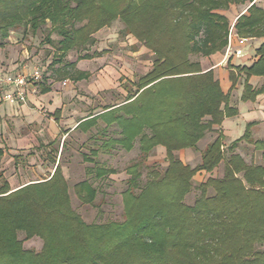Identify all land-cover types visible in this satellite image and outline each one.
<instances>
[{"label":"trees","instance_id":"trees-1","mask_svg":"<svg viewBox=\"0 0 264 264\" xmlns=\"http://www.w3.org/2000/svg\"><path fill=\"white\" fill-rule=\"evenodd\" d=\"M253 1L0 0V46L23 25L36 32L49 22L60 35L50 64L59 77L87 79L90 73L79 69L78 61L94 56L65 58L117 19L154 53L149 71L132 88L125 86L129 90L120 106L105 105L104 113L77 126L88 131L99 121L116 124L121 138L104 145L128 151L139 139L141 160L128 167L131 179L123 192L126 220L87 223L72 206L60 162L49 178L16 191L4 180L0 183V264H264V164L249 163L236 153L238 141L228 147V154L222 133L206 147L195 167L177 155L183 148H196L229 113L227 104L222 107L227 95L213 71L203 72L191 56L223 50L231 23L219 11ZM234 27L241 37L264 36V9L253 4ZM257 53V62L238 67L248 77L264 76V43ZM261 92L264 85L253 89L246 82L243 98ZM248 137L247 131L243 138ZM252 143L264 159V140ZM158 145L166 147L168 165L164 171L151 170L141 186L140 167ZM222 161L223 176L201 182L200 196L187 203L195 175L213 172ZM96 170L99 176L116 172ZM75 192L84 203H93L98 195L89 180L78 182ZM20 231L26 238L41 237L42 250L24 248Z\"/></svg>","mask_w":264,"mask_h":264},{"label":"rangeland","instance_id":"rangeland-1","mask_svg":"<svg viewBox=\"0 0 264 264\" xmlns=\"http://www.w3.org/2000/svg\"><path fill=\"white\" fill-rule=\"evenodd\" d=\"M128 31L126 23L117 19L110 26L95 33L93 40L86 46L74 48L68 53L65 61H76L85 54L94 56L80 61L83 70L90 73V78L81 82L66 80L67 78L53 73L50 64L57 54L56 46L60 35L49 22L36 32L23 25L13 30L9 39L4 40L3 45L0 46V71L17 72L21 71L25 65L30 70L31 67L39 66L45 71L44 79L56 80L54 89L63 95L66 107L65 111L56 112L57 109L54 110L52 107L37 109L34 104L29 103V106L36 109L43 117V123H40L33 116L30 118L20 110H11L0 101L2 106L0 109V147L2 150L0 183L8 180L13 191H16L29 181L49 178L60 162L68 181L72 206L87 223L124 222L126 220L123 192L128 188V181L131 179L128 167L141 160L140 151L136 149L128 152L120 148L114 152L100 151L95 155L91 153V149L99 146L96 135L83 134L77 130L64 136L63 132H66L65 127L74 126L79 116L86 114L90 109L91 111L100 109L108 103L121 101L124 98V96L111 92L113 88H107V86H104L107 89L100 94L89 92L105 67L115 66L119 69V64L123 60L131 58L128 72L129 76L134 79L152 67L153 51ZM194 56L192 55L191 59L195 60ZM48 71L51 75L47 77ZM106 74L112 77V71L109 69L106 70ZM125 77L126 74H122L119 78L123 80ZM47 85L46 83L44 87ZM73 107L82 109L81 114H75V116L72 113ZM53 119L58 120L62 129L59 134L57 133L55 140H52L48 131L51 123L56 125ZM261 153L257 151V155L249 163L264 164ZM156 157H159V154ZM167 165L164 159L154 163L148 159L144 161L140 167L142 172L140 185L143 186L147 182L151 170L155 168L164 171ZM224 166H218L214 174L216 176L212 177L223 176ZM98 167L114 169L116 172L99 176L96 170ZM206 177H194V187L185 199L187 203L193 204L200 196L201 191L197 186L209 178ZM83 180H89L98 190L97 198L93 203H84L75 192V185ZM213 193L214 190L210 188L209 194ZM18 236L23 241L24 248L38 252L42 250L44 240L41 237L26 238L25 233L21 231Z\"/></svg>","mask_w":264,"mask_h":264},{"label":"crops","instance_id":"crops-1","mask_svg":"<svg viewBox=\"0 0 264 264\" xmlns=\"http://www.w3.org/2000/svg\"><path fill=\"white\" fill-rule=\"evenodd\" d=\"M253 4L258 6L259 8L264 9V0H254L253 2H246L244 4H231L229 9L220 10L219 12L226 15L231 23V30L228 35L227 46L223 50L213 53L209 56H201V55L194 56L195 59L194 61L200 62L203 72H207L210 70L213 71L215 79L219 81L222 91L227 95V101L226 103L223 104L222 107H224L225 104H227L229 113L224 117L221 125L215 124L213 126L214 129L213 131H207L205 136L199 141L198 146L196 148H183L177 151V155L185 164L191 165L193 167L200 164L202 160L203 151L211 142H213L217 138L219 133L223 134V144H224L223 148L226 149V151H228V147L233 142L238 141V145L236 147V153H239L242 157H244V159L247 162H249L257 155L255 145L252 142L258 140H264V92L259 93L255 98H246V99L243 98V95L245 93L246 82L249 85H251L253 89H259L264 85V76L259 74H252L251 76L248 77L246 76V74L238 70V67H244V66L249 67L253 63L259 60L260 56L258 55L257 50L264 43V36L241 37L238 35L234 27L238 18L241 15L248 14V9ZM130 60L131 58H128V60H123L119 64V69H117L115 66H111L109 68L105 67V70H103L102 73L99 74L100 77L96 79L95 83L92 85L93 88L89 89V92L90 93L93 92V94L97 95L103 92L107 88H113L111 92L117 93L119 96H124L125 98L128 94L129 88H132L133 84L139 78L137 77L134 79L133 77L129 76L128 71L130 70ZM80 61H78V68L83 70ZM107 69L112 71V77L106 74ZM122 74H126V77L125 79L120 80L119 77L122 76ZM49 75H51L50 71H48L46 76L48 77ZM89 78L90 76L87 79ZM87 79H80L77 81L72 80V81L81 82ZM47 80L48 82H46ZM46 83L48 85L44 87ZM55 83L56 80L54 79H43V81L39 83L38 90L35 93L32 92L30 93L29 101L26 104H11L4 102V105L10 107L11 110L13 109L20 110L25 114L29 115L30 118L33 116L34 118L37 119V121L43 123V117L37 112L36 109H32L29 106V103L34 104L37 107V109L38 108L41 109L47 106L54 108V110L57 109L56 111H60V110L65 111L66 106L64 102V97L62 94L57 93V91H55L54 89ZM126 85L129 88H126L125 87ZM104 86H107V88ZM249 94L250 91H246V96L247 95L249 96ZM124 98L121 101L108 103V104L115 105L114 107L120 106ZM134 99L135 98H133L132 100ZM132 100H129L127 102H131ZM0 109H2L1 105H0ZM81 112L82 109H80L79 107L72 108V113L74 115L81 114ZM104 112H105V105L102 108L95 109L93 111H91L90 109L86 114H82L79 116V120L74 126L65 127L64 130L66 132H63L64 136L65 135L67 136L70 133H73L77 130L83 134L93 133L94 135H96L95 138L97 143L99 144L98 147L91 149V151H93L95 155L100 153V151L114 152L120 148L125 151H128L119 145H115V146L104 145L105 141L108 142L110 140H116L121 138V129L116 124L107 126L102 121H99V124L90 128L88 131H84L81 128L80 129L77 128V126L81 121L88 120ZM53 120H54L53 122L56 123V125H52L51 123L50 126L51 128L48 127V131L52 140H55L57 137V133L59 134V132L62 129L60 127V124L58 123V120L57 119H53ZM110 128L113 129L110 130ZM146 131L150 133V130H146ZM247 131L249 137L243 138V136ZM43 132L44 129L42 131V134ZM46 143L48 142L46 141ZM136 149L140 151L139 139H137L134 142V147L130 151ZM153 152H155V154H153ZM153 152L148 157V160H150L151 163H154L162 159L165 160L166 157L165 146L158 145L157 147H155ZM229 153L230 152L228 151V154ZM157 154H159V157H156ZM221 165H225V161H222L219 166ZM217 170L218 167L213 172H208L205 170L199 171L197 175H195V178H199L203 176H207L206 178L210 176H216L214 174L216 173ZM30 182L33 181H29L28 183Z\"/></svg>","mask_w":264,"mask_h":264},{"label":"built area","instance_id":"built-area-1","mask_svg":"<svg viewBox=\"0 0 264 264\" xmlns=\"http://www.w3.org/2000/svg\"><path fill=\"white\" fill-rule=\"evenodd\" d=\"M43 69L25 65L21 71L5 73L0 71V101L11 104H26L30 93L38 90L44 79Z\"/></svg>","mask_w":264,"mask_h":264}]
</instances>
